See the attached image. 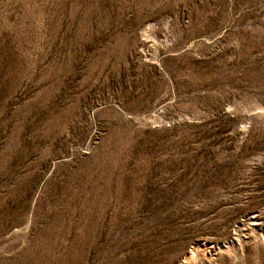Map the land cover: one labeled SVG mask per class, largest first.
Instances as JSON below:
<instances>
[{
  "label": "rangeland",
  "instance_id": "obj_1",
  "mask_svg": "<svg viewBox=\"0 0 264 264\" xmlns=\"http://www.w3.org/2000/svg\"><path fill=\"white\" fill-rule=\"evenodd\" d=\"M0 264H264V0H0Z\"/></svg>",
  "mask_w": 264,
  "mask_h": 264
}]
</instances>
